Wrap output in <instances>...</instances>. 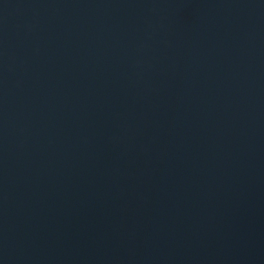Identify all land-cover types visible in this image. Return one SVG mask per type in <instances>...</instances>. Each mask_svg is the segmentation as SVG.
<instances>
[{"label":"water","instance_id":"95a60500","mask_svg":"<svg viewBox=\"0 0 264 264\" xmlns=\"http://www.w3.org/2000/svg\"><path fill=\"white\" fill-rule=\"evenodd\" d=\"M0 264H264V0H0Z\"/></svg>","mask_w":264,"mask_h":264}]
</instances>
